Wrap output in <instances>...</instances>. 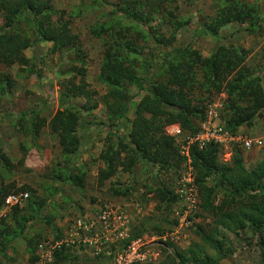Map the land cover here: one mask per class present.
Listing matches in <instances>:
<instances>
[{"label":"trees","instance_id":"16d2710c","mask_svg":"<svg viewBox=\"0 0 264 264\" xmlns=\"http://www.w3.org/2000/svg\"><path fill=\"white\" fill-rule=\"evenodd\" d=\"M166 1L169 0H118L110 13V20L91 30L95 38H107L98 80L106 88L101 103L105 108L108 131L115 133L118 124L126 120L130 111L133 112L125 139L119 138L117 147L106 141V148L98 156L104 165L97 171L99 183L112 178L118 170L131 171L138 162L157 166L160 171L179 166L180 158L174 141L164 134V130L175 124L189 134L196 133L197 123L204 118L205 104L212 94H226L224 121L232 133L242 126L252 127L254 120L264 117V83L259 75L244 67L247 51L232 45H219L209 56L202 57L189 45L175 46L176 32L184 27V21L177 20L172 10L166 9ZM219 1L216 14L205 18L197 30L199 36L217 39L220 31L229 25H248L247 31L257 26L260 17L256 6L240 0ZM0 11L4 25L0 30V64L25 69L30 65L25 51L39 43L51 44L55 53L69 55V67L63 72L69 77L59 82V105L63 109L51 117L48 128L58 138L62 154L70 159L79 150L81 138L77 129L82 126L80 112L70 102L83 99L85 103L81 109L88 114L98 106L93 101L95 93L88 90L83 74L81 79L76 77L77 74L72 75L85 69L83 50L78 37L71 32L70 17L65 19L61 15L56 18V11L49 0H0ZM161 24L170 26L169 37L159 32ZM128 33H134L135 38H128ZM147 42H151L155 49L140 62ZM137 60L140 62L138 66L135 64ZM31 68L32 65L28 67L29 72L34 74ZM195 83L207 93L203 103L191 94L190 88ZM11 87L9 77H0V95L9 93ZM135 97L137 101L132 104ZM26 115L23 112L14 116L15 127L36 139L38 115L32 113L29 121H26ZM24 122H27L25 129ZM219 152L215 145L191 151L200 211L212 222L209 231L198 225L194 233L202 245L213 250L218 257L207 255L201 246H197L196 251L175 249L168 252L171 247L168 242L163 249V259L155 264H219L218 260L227 258L229 254L224 249L227 242L225 232L238 234L248 231L256 235L264 256V154L261 162L253 169H247L238 149L233 150L228 165L218 160ZM0 160L7 162L4 156ZM83 176L84 172L65 169L57 172L53 180L82 189ZM10 188L0 187V207L10 193L29 191L33 196L30 198L28 195L21 207L13 208L8 214L13 224L0 231L4 250L25 234L30 222L45 207V200L37 199L34 190L20 187L10 192ZM170 190L163 184L155 190L161 204L175 202ZM114 191L118 196L128 194L125 188ZM219 194L230 197V206L226 210L224 202L216 203ZM6 218L1 220L5 222ZM169 225L168 228L173 226ZM153 229L158 233L164 231L158 224ZM144 230L133 234L139 237ZM33 244L32 241L27 243L30 262L35 260ZM77 261L84 264L89 259L83 256L70 258L65 253H57L55 264H75Z\"/></svg>","mask_w":264,"mask_h":264},{"label":"rangeland","instance_id":"374dc122","mask_svg":"<svg viewBox=\"0 0 264 264\" xmlns=\"http://www.w3.org/2000/svg\"><path fill=\"white\" fill-rule=\"evenodd\" d=\"M49 1L56 11V18L61 15H64L65 19L70 17L71 32L78 37L83 50L85 69L82 73L74 72L72 75L77 74L76 77L81 79V74H83L88 90L95 93L93 101L98 103V106L88 114L81 109L85 103L83 99H73L70 102L80 112L82 126L77 129L78 136L81 138L79 150L76 155L67 159L58 146V138L50 133L48 122L58 110L63 109L59 105L61 91L59 82L64 77H69L63 74L70 64L69 55L63 52L55 53L52 51L51 44L39 43L25 51L34 74L29 72L30 65L21 69L17 65L6 67L0 64V77L7 76L12 81L9 93L4 92L0 95V157L4 156L7 159L6 163L0 160V187L10 188L12 186L10 192L20 187H28L35 191L37 199L45 200V207L39 212L40 215L30 222L25 234L13 240L5 250L2 248L4 238L0 237V264L30 262L31 253L27 248L28 241L34 242L33 246L36 249L39 243L58 238L79 217L82 218L84 214L96 212L106 206L124 207L132 218V233H139L145 229L141 233L142 237H157L169 232L174 226L173 213L177 205L174 201L161 204L155 190L163 184L169 186L171 193L173 192L174 181L181 172V163L175 168L160 171L157 166L138 162L131 171L118 170L112 178L102 183L97 181V171L104 167L98 156L106 148V141H110L108 144H116L117 147L118 139H125L129 133L130 122L133 119V112L130 111L126 120L118 124L115 133H110L107 129L105 108L101 103V97L106 93V88L98 80L107 38L105 36L95 38L91 33L93 27L110 20V13L118 4V0ZM240 1L258 8L260 20L257 26L252 31H247L248 25H229L220 31L217 39L199 36L197 30L205 18L213 17L219 10V0L166 1L168 4V6L165 5L166 9L172 10L177 20L184 21V27L176 32L174 45L177 47L189 45L202 57L209 56L219 45L242 48L247 51L244 67L250 73L259 75L264 83V0ZM3 26V15L0 11V30ZM23 29L25 30V27ZM159 32L169 37L170 26L161 24ZM128 38L134 39V33H128ZM154 49L153 44L147 42L140 62ZM138 62L139 60L135 62L137 66L140 63ZM197 79H199L198 76ZM190 90L191 94L203 103L207 95L204 88L195 83ZM131 92L134 93L133 89ZM219 94H212L205 108ZM136 101L137 97L134 98L132 104ZM23 112L27 113L26 121H29L32 113L38 115L36 139L28 136L25 130L15 127L14 116ZM224 115L225 112L223 119ZM253 123L252 127H240L241 131L250 138H263L264 143V117L254 120ZM26 124L27 122L22 124L24 129ZM174 147L176 148L175 145ZM233 150L229 152L230 155L220 150L218 160L228 165ZM238 150L247 169H253L263 159L264 145L252 151H244L240 148ZM122 156H120L121 161ZM65 169L84 172L82 189L69 183L53 180L57 172ZM120 188L128 190L127 196L116 195L114 189ZM25 193L30 198L33 196L29 191ZM229 198L228 195L219 194L216 203L224 202L226 210L230 206ZM1 219L0 231L7 225L13 224L10 217H7L5 222ZM157 224L160 230L164 229V231L158 233L153 229ZM169 224L173 226L168 228ZM198 225L204 231L212 228L211 219L200 211L198 224L185 230V238L179 245L170 243L171 247L168 252L175 249L196 251V247L201 246L207 255L218 257L213 250L202 245L198 240L194 233ZM225 236L227 242L224 249L228 250L229 254L227 258L219 259V264H264V256L258 247L256 235L242 231L238 234L225 232ZM165 247H160L159 261L164 257ZM67 255L71 258L73 254L67 253Z\"/></svg>","mask_w":264,"mask_h":264},{"label":"built area","instance_id":"2783aa9c","mask_svg":"<svg viewBox=\"0 0 264 264\" xmlns=\"http://www.w3.org/2000/svg\"><path fill=\"white\" fill-rule=\"evenodd\" d=\"M224 93L206 106L204 118L197 123V132L189 134L178 125H168L164 134L173 139L180 158L181 172L174 181L176 208L174 226L157 237H135L132 218L122 206H106L86 213L65 229L58 238L39 243L35 260L22 264H55L57 253H71L74 257H88L84 264H155L160 259V247L165 243L179 245L185 230L198 224L200 198L192 166L193 149L202 150L215 145L230 155L232 149L252 151L262 148L263 138H250L241 131L232 133L225 127ZM28 198L25 192L10 193L0 207V219L6 218L15 207H21ZM64 264H68L67 262ZM75 264H82L77 261Z\"/></svg>","mask_w":264,"mask_h":264}]
</instances>
